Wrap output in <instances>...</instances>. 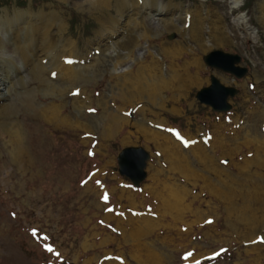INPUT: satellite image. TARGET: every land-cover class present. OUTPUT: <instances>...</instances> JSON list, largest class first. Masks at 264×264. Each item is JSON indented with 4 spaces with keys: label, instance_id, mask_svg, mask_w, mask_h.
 Returning a JSON list of instances; mask_svg holds the SVG:
<instances>
[{
    "label": "rangeland",
    "instance_id": "obj_1",
    "mask_svg": "<svg viewBox=\"0 0 264 264\" xmlns=\"http://www.w3.org/2000/svg\"><path fill=\"white\" fill-rule=\"evenodd\" d=\"M97 1L0 8L3 20L29 14L51 26L49 45L33 36L36 57L22 65L16 51L19 73L0 81V264H264V0H158L174 17L139 14L152 32L133 59L160 68L166 86L149 98L134 85L125 99L110 74L114 49L105 51L126 42L123 25L107 48L99 42L103 19L130 0ZM213 23L229 40L213 44ZM214 51L241 57L246 77L210 69L204 59ZM130 68L136 76L129 58L116 73ZM212 79L239 91L229 113L196 99ZM113 116L120 122H105ZM128 148L151 157L140 188L119 174Z\"/></svg>",
    "mask_w": 264,
    "mask_h": 264
},
{
    "label": "bare ground",
    "instance_id": "obj_2",
    "mask_svg": "<svg viewBox=\"0 0 264 264\" xmlns=\"http://www.w3.org/2000/svg\"><path fill=\"white\" fill-rule=\"evenodd\" d=\"M103 1L104 0H98L96 3H94L95 4L94 7H96V6L99 7V5H101L103 3ZM238 4H239L238 1H236L232 7L235 8L238 6ZM167 10L168 9L166 7H164L162 4H160V2L158 0L120 1V7L118 10L119 11L118 17L116 19L115 18L104 19V21L101 22L102 23V29H104V32H103L104 36L102 38H104V39H103V41H101L99 43H102V44H100L102 48L103 47H104V49H105V47L107 48V45L105 43L110 41L113 37L115 38L117 34L118 35L120 34L121 29H120L119 25H123V28H124V30L121 31L122 32L121 34L127 35L126 37L124 36V39H126L125 43H123L122 40H121L122 43L120 41H118V42H116L115 48L108 47L105 50V51H109L110 49H114L113 51L116 54L115 55L116 60L114 59L115 61L111 65V70H110L111 73L110 74L120 81V85H118V88H117L118 97H123V98L126 97L130 93L129 92L130 90H132V93H133L134 85L137 86L136 89L138 91H140L141 93H143V94L145 93L146 95L148 94L149 98L154 96L153 95L154 93L160 94L161 91L166 86V83L164 81L165 76L162 75L161 69L156 68V67H152L151 69L145 68L146 65L144 66L145 62L143 61V59H139V60L133 59V57H134L133 51H134L135 47L139 46V39H141V38L147 39L149 37L148 34H151V32H152V31H150V32L146 31L147 28L144 24V21L138 20V18L140 17L139 14H143V13L144 14L145 13L146 14H152V13H154L155 16L166 15V16H169V18H173L174 15H172L171 12H168ZM28 15L29 14H25L24 16H21V17L17 15L15 18H11V19L8 18L6 20H3L2 18H0V81L2 80L3 83H5V84L10 82L13 74L19 73L18 69H20V68L18 66H16L14 59H12L13 56H15L17 54L16 51L23 53L24 59L23 58L22 59H23L24 63L22 65H24L27 62H31L32 57L33 58L36 57L34 52L36 51L37 48L33 49V44H34V39H36L37 36L39 38H40V36H41V38L43 37L41 40V43H40L41 46L47 47L49 45L48 34H46V32H48L47 30H49L51 27L49 25V22L46 21V19H44L43 17L42 18L38 17L37 21L33 22L32 17H30V15L29 16ZM241 18H243V17H240L238 19V22H240V23L244 22V20ZM140 19H142V18H140ZM19 21H21V24L19 23ZM124 21L126 22L125 24H123ZM167 21L168 22H166V25L170 24L171 21H169V19H167ZM17 24L21 25V31H19V32H18V30L15 31V29H16L15 27L17 26ZM211 26H212L211 31L216 36V38H215L216 42H214L213 44H216V43L221 44L224 40L225 41L229 40L228 35L226 34L227 28L225 25L222 26V28H220L217 26L216 23H213ZM36 28H40L41 32L36 33ZM130 29H131V31H130ZM197 29L198 28L193 29L191 31L193 39L196 40L197 42H199V45L201 46L202 49H206V42L202 38L201 33H199L197 31ZM175 30H178V29L176 28ZM201 30H202V25L199 26V31H201ZM9 33H11V35ZM19 33H20V35H19ZM155 33H156V31H154V34ZM33 36H34V39H33ZM13 38H14V40H13ZM8 41L13 43L14 52H11L10 50H8L9 49L8 48ZM102 48H101V50H102ZM121 51H123L124 53L121 54ZM166 52L171 57H179L178 54H175L176 52L174 53L169 49H167ZM101 53H103V52H101ZM148 55L153 57L152 53H149ZM129 58L131 61H134L135 66L138 69V73L136 74V76H134V74H132L133 73L131 70L132 68H130V71L125 73L124 75H121V74L118 75L116 73L118 66L122 65ZM155 61H156V63H158L156 58H155ZM152 66H155V64ZM84 69H86V68H84ZM84 69H79L78 71H81ZM111 75H110V77H111ZM179 78L180 77H178L176 75L173 81L176 82L177 86L182 88V86H184V84H183L184 82H181L182 79L180 81ZM46 83H48V82L46 81ZM53 89H55V87ZM152 91H153V93H152ZM3 94L0 93V100L1 99L3 100L5 98V95H3ZM32 102L33 101L29 97L25 100L20 101L21 105H25V106H30ZM21 105H19V106H21ZM4 108H5L6 112L7 111L12 112V111H14L13 108H16V107L14 105L12 107H10L8 105L7 107H4ZM4 108H2V109H4ZM38 110H40V109H38ZM117 120H118V122H120L121 116L119 118L116 116H113V117H111V119L109 117L107 119V121H105V122L106 123L108 122L112 125L113 122L116 124ZM138 130H139V132L143 133L144 135L149 134V135H153V137L157 138V134L148 132V127L145 126L141 122H140V125L138 126ZM11 134L18 137L16 132L11 133ZM175 162L176 161H171L172 164ZM178 163H181V162L178 161Z\"/></svg>",
    "mask_w": 264,
    "mask_h": 264
},
{
    "label": "water",
    "instance_id": "obj_3",
    "mask_svg": "<svg viewBox=\"0 0 264 264\" xmlns=\"http://www.w3.org/2000/svg\"><path fill=\"white\" fill-rule=\"evenodd\" d=\"M204 61L210 69L223 72L237 79H243L247 75V69L239 67L241 57L238 55L214 51L206 56ZM211 81L212 85L198 92L196 99L200 104L210 107L214 113H229L232 110L229 101L236 98L239 91L235 88L225 87L217 79ZM150 158L148 152L142 148L123 150L117 158L119 174L130 180L135 188H140L148 176L147 167Z\"/></svg>",
    "mask_w": 264,
    "mask_h": 264
},
{
    "label": "trees",
    "instance_id": "obj_4",
    "mask_svg": "<svg viewBox=\"0 0 264 264\" xmlns=\"http://www.w3.org/2000/svg\"><path fill=\"white\" fill-rule=\"evenodd\" d=\"M254 0H249L248 3L253 2ZM12 0H0V8L4 6H11ZM18 7H22L23 3L19 1V4H17Z\"/></svg>",
    "mask_w": 264,
    "mask_h": 264
},
{
    "label": "snow or ice",
    "instance_id": "obj_5",
    "mask_svg": "<svg viewBox=\"0 0 264 264\" xmlns=\"http://www.w3.org/2000/svg\"><path fill=\"white\" fill-rule=\"evenodd\" d=\"M33 234H35V233H33ZM48 251H52V250L49 248Z\"/></svg>",
    "mask_w": 264,
    "mask_h": 264
},
{
    "label": "crops",
    "instance_id": "obj_6",
    "mask_svg": "<svg viewBox=\"0 0 264 264\" xmlns=\"http://www.w3.org/2000/svg\"><path fill=\"white\" fill-rule=\"evenodd\" d=\"M104 20V19H103Z\"/></svg>",
    "mask_w": 264,
    "mask_h": 264
}]
</instances>
